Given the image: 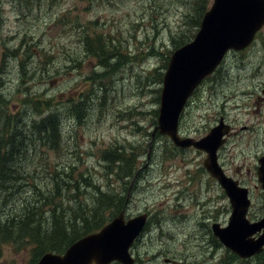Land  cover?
I'll return each mask as SVG.
<instances>
[{
    "label": "rangeland",
    "instance_id": "obj_1",
    "mask_svg": "<svg viewBox=\"0 0 264 264\" xmlns=\"http://www.w3.org/2000/svg\"><path fill=\"white\" fill-rule=\"evenodd\" d=\"M211 3L208 0L207 9ZM202 5V0L194 9L184 0H29L27 4L0 0V78L12 109L16 106L13 101L31 91L52 97L55 108L66 113L72 103L85 97L91 86L87 76L93 70L104 73L94 83L89 95L94 102L82 117L61 116V149H48L47 155L54 163L77 167L73 179L88 194L81 196L85 203L92 204V192L79 173L89 171L91 181L101 190L114 187L128 196L122 208L127 217L149 214L147 226L131 248L136 264H264V250L240 258L212 234L213 222L227 224L231 207L203 166L205 152L179 148L154 131L157 117L152 110L159 106L157 95L169 57L181 38L192 35L193 39ZM71 21L89 22L84 30L88 36L95 31L110 35L109 46L115 44L127 59L109 73V67L97 64L96 52L78 49L83 35ZM21 38L25 42L16 52L20 56H3L5 47L14 50ZM70 50L84 58L79 67L41 76L45 57L49 56L47 67L55 69L64 64L63 53ZM108 60L113 62L118 56ZM218 70L202 81L185 105L179 133L200 138L220 117L230 126L226 142L218 150V162L226 174L249 188L247 216L255 221L263 215L256 170L257 158L264 154V27L249 47L228 52ZM114 148L127 154L129 167L132 159L134 176L121 180L114 173H105L106 162L100 155L102 150ZM44 163L37 158L29 166L40 168ZM123 182H127L126 188H122ZM13 199L23 203V190H16ZM4 213L0 212V221ZM28 257L26 247L0 242V264H27Z\"/></svg>",
    "mask_w": 264,
    "mask_h": 264
},
{
    "label": "trees",
    "instance_id": "obj_2",
    "mask_svg": "<svg viewBox=\"0 0 264 264\" xmlns=\"http://www.w3.org/2000/svg\"><path fill=\"white\" fill-rule=\"evenodd\" d=\"M84 1L92 3L94 0ZM184 1L189 3L192 9L199 3V0ZM202 1L203 5L196 22L197 27L201 16L207 9L208 0ZM23 2L27 4L29 0H23ZM88 24L89 22L80 24L71 21L70 23L83 35L82 39H79L78 49L84 53L86 50L96 52L94 56L97 64L109 67V73H111L118 69L127 56L122 55L115 44L109 46L110 35L99 31H95L91 36L86 35L84 30ZM191 37L192 35L181 38L177 47L190 41ZM22 41L25 42L24 38L16 43L14 50L3 45L5 47L3 56L19 57L20 55L16 52L24 48ZM101 51L102 53H99ZM75 52L77 51L72 54L71 50L65 51L63 53L64 64L56 66L55 69L51 66L47 67L46 60L49 56L45 57L44 62L41 63L43 68L40 71L41 76L45 74L52 76L61 68L67 70L79 67L84 58L75 56ZM25 54L26 52L21 55ZM113 55H117L118 60L109 61L108 58ZM1 67L2 64L0 65V77L3 74ZM153 71L157 72L158 68ZM103 74L93 70L87 76L91 86L85 97L72 103L66 113L55 108L52 97L44 98L31 91L23 92L20 100L13 101L16 102V106L12 109L13 104H9L11 98L9 100L4 96L5 86L0 78V212H7L3 214L4 219L0 221V242L11 243L18 248L26 247L29 252L27 264H35L46 251L62 253L76 239L98 231L106 224V221L123 208L126 200L125 194L122 191L118 192L114 187L101 190L91 181L88 169V172L79 173L82 181H87L86 187H90V192H92V204L85 203L81 196L88 194H84V190L79 188L73 179L77 167L71 163H54L47 155L48 149H61L59 148L61 116L70 114L82 117L85 109L94 102L89 95L94 83L99 81V76ZM157 76L161 78L162 74L157 72ZM104 98L103 94L102 101ZM46 110L48 112L43 115ZM152 112L156 118L158 109H153ZM156 134L160 136L159 133ZM37 158L44 159L45 163L40 168L38 165L29 166L31 161ZM100 158L106 162L104 165L106 174L114 173L115 177L121 180L126 176H134L132 159L130 158L131 166L129 167L126 163L129 162V157L118 148L102 150ZM126 183L123 182L122 188H126ZM16 190H23L25 200L23 203H14L13 196ZM14 205L16 207H13ZM12 207V211H8ZM82 209L85 210L84 213ZM105 213L109 216L106 217Z\"/></svg>",
    "mask_w": 264,
    "mask_h": 264
},
{
    "label": "water",
    "instance_id": "obj_3",
    "mask_svg": "<svg viewBox=\"0 0 264 264\" xmlns=\"http://www.w3.org/2000/svg\"><path fill=\"white\" fill-rule=\"evenodd\" d=\"M263 26L264 0H212L193 39L174 49L169 57L155 126V130L167 135L175 146H192L206 153L203 166L217 180L231 207L227 224L213 222L212 234L241 258L251 257L264 248V154L257 159L263 215L249 221L248 188L226 175L217 161V149L225 142L230 126L220 117L205 136L194 139L178 134V120L190 95L216 69L225 54L247 47ZM146 221V213L126 218L120 211L100 230L76 239L62 253L44 252L36 264H111L114 261L134 264L129 248Z\"/></svg>",
    "mask_w": 264,
    "mask_h": 264
},
{
    "label": "flooded vegetation",
    "instance_id": "obj_4",
    "mask_svg": "<svg viewBox=\"0 0 264 264\" xmlns=\"http://www.w3.org/2000/svg\"><path fill=\"white\" fill-rule=\"evenodd\" d=\"M249 197H250V199H251V196H250V190H249ZM126 198H128V196L126 197ZM149 215V214H148ZM149 219V218H148ZM147 219V222H149V220ZM135 258V257H134ZM135 264H136V258H135Z\"/></svg>",
    "mask_w": 264,
    "mask_h": 264
},
{
    "label": "bare ground",
    "instance_id": "obj_5",
    "mask_svg": "<svg viewBox=\"0 0 264 264\" xmlns=\"http://www.w3.org/2000/svg\"><path fill=\"white\" fill-rule=\"evenodd\" d=\"M74 189H75V187H74Z\"/></svg>",
    "mask_w": 264,
    "mask_h": 264
}]
</instances>
